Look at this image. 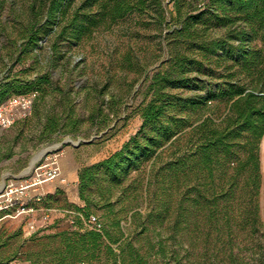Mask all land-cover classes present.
Segmentation results:
<instances>
[{
    "label": "trees",
    "instance_id": "16d2710c",
    "mask_svg": "<svg viewBox=\"0 0 264 264\" xmlns=\"http://www.w3.org/2000/svg\"><path fill=\"white\" fill-rule=\"evenodd\" d=\"M4 1L0 40H13L9 59L30 57L32 66L41 64L36 50L53 33L78 43L102 24L134 12H153L159 23L166 21L163 0H82L72 15L73 0H11V20L2 21ZM173 1L180 22L167 33L169 58L151 77L150 100L139 109L140 129L118 151L79 170L84 205L70 211V228L32 233L26 251L21 241L12 254H0V264L17 259L30 264H264L259 203L264 0H204L205 9L196 14L184 13L194 0ZM210 29H218V35ZM216 68L222 81L200 76ZM36 74L25 79L8 73L0 84V105L14 95H44L51 78L39 69ZM170 89L190 93L170 95ZM39 99L33 111L42 124L41 141L66 127L74 130L70 127L79 120L72 118L70 97L67 123L59 114L42 111ZM217 102L226 103L224 114L214 112ZM133 172L139 184L135 180L125 186ZM140 198L147 205L145 214L136 210ZM124 199L129 203L116 210ZM96 208L106 210L105 222L96 216L100 230L90 227ZM128 212L134 225L130 233L121 224ZM21 234L0 230V250Z\"/></svg>",
    "mask_w": 264,
    "mask_h": 264
},
{
    "label": "rangeland",
    "instance_id": "374dc122",
    "mask_svg": "<svg viewBox=\"0 0 264 264\" xmlns=\"http://www.w3.org/2000/svg\"><path fill=\"white\" fill-rule=\"evenodd\" d=\"M10 1L1 2L2 21L11 20ZM23 1L17 0V4H23ZM188 1L190 2L186 0ZM81 2L82 0L71 2L70 15L81 6ZM195 5L197 10H194ZM163 6L166 9L165 23H159L153 12H134L114 24H102L78 43L65 40L59 32L53 33L36 50L41 64L35 66H32L34 62L30 57L20 61L9 59L8 53L13 48V40H0V84L6 80L8 73L11 77L31 79L37 75L38 69L42 74H49L52 82L45 89L44 95L35 93L30 113L20 116L10 127L0 128V184L5 181L6 186L19 187L26 185L27 181L32 182L34 169L31 172L27 170L42 152L47 153L40 163L56 158L60 167V174L55 180L32 186L25 191L22 202L24 206H31L33 211H20L12 216L0 213L1 232L6 231L11 235L22 231L20 236L13 238L7 247L0 250L2 256L12 254L21 241L25 243L21 250L26 251L30 247L31 243L27 240L29 234L24 231L36 232L42 229L50 233L70 228L73 224L70 211L84 205L78 190L79 170L118 151L140 129L142 119L139 109L150 100L151 77L169 58L167 33L173 31L180 22L173 0H163ZM203 9L204 0H194L191 9L186 8L184 13L189 10L190 14H196ZM217 32L218 29H210L212 36H217ZM214 71L212 75L206 71L200 76L205 80L211 78L210 81L214 83L222 81L221 69L216 68ZM192 76H196V73ZM168 92L170 95H186L190 90L170 89ZM13 97L16 96L11 98ZM67 97L72 100V118L79 120L75 127H70L74 130L67 132L69 127H66L41 141L42 124L33 111L36 99L40 98L38 104L42 111L48 110L51 115L59 114L63 122L67 123L70 120L65 108ZM226 111L225 102L214 104L216 114H224ZM206 116L216 118V115L208 112ZM8 154L11 156L7 157ZM260 157L259 203L264 235V137L260 144ZM137 177V172H133L124 185L133 183ZM138 182L137 180V184ZM38 197H44V200L38 202ZM129 200L124 199V202L118 203L116 210H120L124 203L128 204ZM139 202L136 210L145 214L147 205L144 198H140ZM45 206H49L50 210ZM16 208L19 207L16 206L13 210ZM131 214L132 212H128L121 222L126 233L134 230ZM94 215L103 222L107 220L106 210L103 208L94 209ZM51 226L55 227L48 229ZM149 235L155 240L158 238L152 232ZM165 236L166 233L163 232V237ZM9 264L30 263L17 259Z\"/></svg>",
    "mask_w": 264,
    "mask_h": 264
},
{
    "label": "built area",
    "instance_id": "2783aa9c",
    "mask_svg": "<svg viewBox=\"0 0 264 264\" xmlns=\"http://www.w3.org/2000/svg\"><path fill=\"white\" fill-rule=\"evenodd\" d=\"M35 94L21 95L11 98L2 105H0V128H8L15 123V121L21 116H25L32 110ZM60 174V167L56 158L50 159V161L42 164L40 163L34 168V177L32 182H28L26 185H20L19 187L6 186L5 190L0 194V213L13 210L16 206L19 208L14 209V213L6 214V216L16 215V212L20 211H33V208L25 207L22 202V197L25 195V191L32 186L39 185L44 182L55 180ZM39 200V199H38ZM48 210V209H47ZM48 218V216H46ZM90 227L92 229L100 230L102 224L96 216H92L90 220ZM34 233L30 231L29 236ZM85 264V263H78Z\"/></svg>",
    "mask_w": 264,
    "mask_h": 264
},
{
    "label": "water",
    "instance_id": "95a60500",
    "mask_svg": "<svg viewBox=\"0 0 264 264\" xmlns=\"http://www.w3.org/2000/svg\"><path fill=\"white\" fill-rule=\"evenodd\" d=\"M67 142H70V143H72L71 142V140H67ZM47 152H45L44 154H39L38 156H36L35 157V159L30 163V166H29V168H28V172H31L37 165H39L40 164V160H41V158L46 154ZM37 164V165H36ZM0 186H1V190H0V194L3 192V190L5 189V187H6V184H5V181H3L1 184H0Z\"/></svg>",
    "mask_w": 264,
    "mask_h": 264
},
{
    "label": "crops",
    "instance_id": "0c3cea01",
    "mask_svg": "<svg viewBox=\"0 0 264 264\" xmlns=\"http://www.w3.org/2000/svg\"><path fill=\"white\" fill-rule=\"evenodd\" d=\"M26 234H28L30 231L29 230H27V232L26 231H24Z\"/></svg>",
    "mask_w": 264,
    "mask_h": 264
},
{
    "label": "bare ground",
    "instance_id": "6f19581e",
    "mask_svg": "<svg viewBox=\"0 0 264 264\" xmlns=\"http://www.w3.org/2000/svg\"><path fill=\"white\" fill-rule=\"evenodd\" d=\"M45 152H42L41 154H44ZM28 172V171H27ZM0 190H1V186H0Z\"/></svg>",
    "mask_w": 264,
    "mask_h": 264
}]
</instances>
